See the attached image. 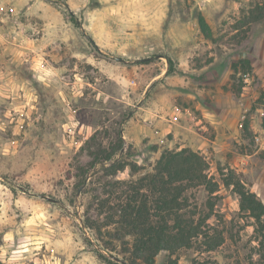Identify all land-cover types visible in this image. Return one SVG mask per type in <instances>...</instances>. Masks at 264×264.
<instances>
[{"label": "rangeland", "instance_id": "obj_1", "mask_svg": "<svg viewBox=\"0 0 264 264\" xmlns=\"http://www.w3.org/2000/svg\"><path fill=\"white\" fill-rule=\"evenodd\" d=\"M261 95L264 0H0V264H118L83 220L119 252L108 217L166 149L206 184H177L200 234L154 264H264L233 187L264 204Z\"/></svg>", "mask_w": 264, "mask_h": 264}, {"label": "trees", "instance_id": "obj_2", "mask_svg": "<svg viewBox=\"0 0 264 264\" xmlns=\"http://www.w3.org/2000/svg\"><path fill=\"white\" fill-rule=\"evenodd\" d=\"M260 101L263 104L264 130V95H261ZM203 165V160L194 153L166 149L150 173L133 182L112 184L113 187L117 183L127 185V189L118 197L120 199L124 196V203L119 205L118 213L114 212L108 217L110 222L114 216L119 217L117 221H113L119 225V229L107 234L111 240L120 241L122 249L119 252L115 251L112 241L106 240L100 233L95 221L85 217V226L95 234L96 240L105 251L115 253L127 264H154L155 257L160 252L172 255L178 250L191 248L192 240L200 234L199 225L194 226L191 220L182 218L184 215L181 211L186 206V199L181 196L182 188L177 184L185 180H197L199 184L205 185ZM125 167L124 163L113 164L105 169L106 176L114 177ZM233 187L238 196L239 210L254 219L258 231L264 234V204L241 183L236 182ZM209 192H213V188ZM151 195L154 199L148 201ZM105 203L100 205L101 208ZM126 236L131 239L126 240ZM165 264L176 262L169 258ZM191 264L203 263L193 260Z\"/></svg>", "mask_w": 264, "mask_h": 264}, {"label": "water", "instance_id": "obj_3", "mask_svg": "<svg viewBox=\"0 0 264 264\" xmlns=\"http://www.w3.org/2000/svg\"><path fill=\"white\" fill-rule=\"evenodd\" d=\"M40 198H43V199H45V200H48V201H50V202H55L54 200H51V199H49V198H47V197H44V196H40ZM110 260H112V261H114V262H116V263H118V264H127L125 261H123V260H121L120 258H118V257H116V256H114V255H106Z\"/></svg>", "mask_w": 264, "mask_h": 264}]
</instances>
